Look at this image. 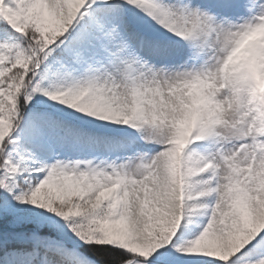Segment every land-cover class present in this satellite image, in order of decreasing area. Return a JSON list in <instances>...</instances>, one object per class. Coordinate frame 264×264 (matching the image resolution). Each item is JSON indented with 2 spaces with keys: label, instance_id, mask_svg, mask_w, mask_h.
<instances>
[{
  "label": "snow or ice",
  "instance_id": "obj_1",
  "mask_svg": "<svg viewBox=\"0 0 264 264\" xmlns=\"http://www.w3.org/2000/svg\"><path fill=\"white\" fill-rule=\"evenodd\" d=\"M0 264H264V0H0Z\"/></svg>",
  "mask_w": 264,
  "mask_h": 264
}]
</instances>
